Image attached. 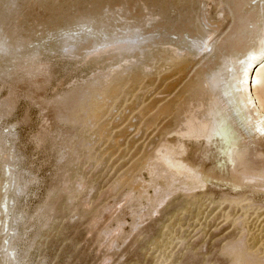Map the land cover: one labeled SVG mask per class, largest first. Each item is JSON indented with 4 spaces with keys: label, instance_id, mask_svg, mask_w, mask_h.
Returning a JSON list of instances; mask_svg holds the SVG:
<instances>
[{
    "label": "rangeland",
    "instance_id": "1",
    "mask_svg": "<svg viewBox=\"0 0 264 264\" xmlns=\"http://www.w3.org/2000/svg\"><path fill=\"white\" fill-rule=\"evenodd\" d=\"M6 1L0 0L5 11ZM152 1L140 0L134 14L159 17ZM234 2L242 11L264 4ZM116 5L118 0H15L3 20L13 42L2 48L7 63L0 68V201L6 196L9 210L0 212V264H264V183L235 188L225 173L224 181L199 190L180 178L166 194L159 190L166 180L148 172L163 120V77L179 106L241 63V56L219 49L234 32L228 28L230 0L205 3L196 18V44L210 34L207 41L221 55L216 62L205 59L210 47L200 55L181 47L182 59L171 66L155 44L116 71L110 57H102L112 49L99 50L111 33L90 39L94 43L76 56L58 51L89 34L92 14ZM103 73L108 82L98 77ZM81 87L78 107L59 120L55 109H66ZM202 154L207 164L225 169L234 157L218 139ZM190 158L203 173L210 168L198 155Z\"/></svg>",
    "mask_w": 264,
    "mask_h": 264
},
{
    "label": "bare ground",
    "instance_id": "2",
    "mask_svg": "<svg viewBox=\"0 0 264 264\" xmlns=\"http://www.w3.org/2000/svg\"><path fill=\"white\" fill-rule=\"evenodd\" d=\"M215 1L154 0L151 3H156L160 8V15L152 17L149 11L138 14L139 16L134 14L141 4L140 0H118V5L115 7L107 6L97 15L92 14L91 19L96 17L94 19L96 23L89 34L79 41L69 40L58 51L76 56L84 45L94 43L90 39H96L100 33H111L108 44L102 45L101 48L97 45L95 47L96 51L98 48L103 51L112 49L110 54L102 57L109 56L116 71L120 68L121 62L126 64L132 58L143 57L155 44L161 46L162 53L170 59L171 66H176L182 59L181 47L188 52V55L198 52L200 55L210 47V54L206 55L205 59L211 56V61L216 62L220 58L217 55H221L218 49H214L212 43L207 41L210 39V34L204 37L199 46L195 40L198 31L197 14L205 3ZM230 2L232 6H227L226 10L230 18L228 28L233 26L234 32L219 49L224 53L241 56L238 69L232 67L230 75L222 79L221 83L219 79L212 78L208 92L197 91L195 97L184 100L179 106L174 104L176 99L174 90L167 91V78L164 76L161 81L163 120L155 156L153 159L149 158L148 172L154 178L166 180V182L162 181L165 184L159 189L162 193H170L172 191L170 182L180 178L190 181L194 188L200 190L203 189L201 187L204 183L211 180L224 181L222 177L226 175L225 173H228L229 181L236 182L235 188L244 184L264 183V152L261 150L264 148V4L242 11L239 3L234 0ZM6 5L10 7L7 11L2 10L0 4V68L7 63V56L3 55L2 48L6 45L11 47L13 42L10 34L9 38L4 35L2 25L3 20L13 13L11 7L15 5V0H7ZM106 8L110 10L107 17L104 14ZM237 21V25H233ZM139 29L145 30L148 37L140 38ZM98 77L104 82H108L110 78L108 73L100 74ZM73 91L69 101L67 100L66 109H55V116L59 120L64 114L68 116L70 111L76 109L82 99V87ZM169 95L172 97L166 105ZM213 139H218L220 145H229L234 154L227 169L216 163L207 164L208 157L205 154L201 155V151L205 152ZM192 153L193 156H199L201 165L210 167L204 172L205 174L192 165L198 162L190 158ZM183 187L180 189L182 190ZM161 192L158 191L159 194ZM5 199L6 196L0 201V212L8 214V204ZM118 228L116 227L115 230ZM248 262L252 264L254 260Z\"/></svg>",
    "mask_w": 264,
    "mask_h": 264
}]
</instances>
